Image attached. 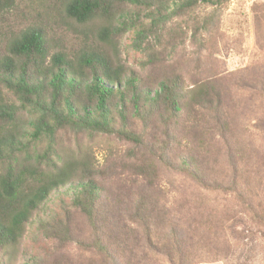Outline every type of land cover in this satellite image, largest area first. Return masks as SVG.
Masks as SVG:
<instances>
[{
    "label": "trees",
    "instance_id": "16d2710c",
    "mask_svg": "<svg viewBox=\"0 0 264 264\" xmlns=\"http://www.w3.org/2000/svg\"><path fill=\"white\" fill-rule=\"evenodd\" d=\"M52 1L54 7V1L61 6L60 13L65 18L79 26L97 25L96 30L90 29V32L101 41L102 48L87 38L73 53L64 50L52 53L46 30L35 26L7 37L5 43L3 38L6 36L0 26V53H4L0 54V264H13L20 259L29 223L53 193L65 188L67 191L77 188L72 207L90 220L98 250L104 256H111L109 258L114 259L115 264H136L126 262L132 245L124 254L129 244L126 241L134 242L138 235V230L134 231L124 220L127 216L134 225L146 231L151 225L160 230L161 220L156 218L155 221L157 210L153 216L155 203L148 206L146 186L139 187V190L133 186V195L129 199L113 192L99 180L98 176L105 169L98 166L88 147L64 149L59 161L45 162L46 153L34 158L28 151V142L24 141L29 134V121L18 111L19 106L10 94L24 99L40 97L41 108H49L53 112V124L45 120L36 122L39 126H35L34 137L43 130L55 134L66 128L116 134L139 147L132 155L124 157L127 164H121L137 176H149L156 170L147 157L150 155L170 170L181 166L184 173L191 175L207 191L219 196L237 192L253 212L255 222L248 227L241 218L236 219L229 231L233 233L236 225L247 227L253 245H262L264 202L257 193L251 194L250 199L239 188L241 183L256 190L253 181L249 182L247 178L252 174L247 153L239 146L238 140L233 139V118L224 107L221 85L207 79L187 88L177 76L168 79L155 92L137 91L138 77L129 74L127 66L117 55L106 49V43L113 39L115 21L123 15L121 5L130 3L149 9L154 7L157 15L165 17L161 11L163 0ZM188 1L189 5L198 2L223 5L229 0ZM15 2L0 0V15L12 9ZM3 43L6 45L2 50ZM128 94L132 95L134 105L139 106L137 117L140 121L127 115L130 112L127 100H131ZM117 96L123 102L120 108L112 104ZM115 112L121 117L119 123H115L112 115ZM211 122L219 129L221 141L227 145L232 176L214 170L221 164V158L218 150L209 147L212 137H207V134ZM238 153L243 159V167H240L243 162L238 159ZM189 220L185 232L174 230L176 239L183 242L181 245H185V238L195 229L200 231L202 247L208 245L214 228L218 232L224 231L219 228L215 215L203 209H196ZM66 227L71 230L70 223ZM150 248L156 249L151 243ZM221 257L218 252L204 251L197 259L217 261ZM227 261L231 262V257ZM256 261L251 252L246 258L231 264H256ZM24 264L32 262L27 259Z\"/></svg>",
    "mask_w": 264,
    "mask_h": 264
},
{
    "label": "rangeland",
    "instance_id": "374dc122",
    "mask_svg": "<svg viewBox=\"0 0 264 264\" xmlns=\"http://www.w3.org/2000/svg\"><path fill=\"white\" fill-rule=\"evenodd\" d=\"M163 2L161 11L165 17L157 15L154 7L149 9L130 3L121 5L123 15L115 21L113 39L106 43L107 48L104 47L117 55L127 66L129 74L138 77L137 91L155 92L168 79L177 76L187 88L207 79L218 82L224 92V107L233 118V139L238 140L239 146L247 153L252 173L247 178L249 182L253 181L256 190L241 183L239 188L249 198L257 193L264 202V0H229L223 5L202 2L189 5L188 0ZM52 3V0H16L12 9L0 15V26L6 36L4 42L20 30L35 26L46 30L52 53L62 50L73 53L87 38L102 48L101 41L90 32V29L96 30L97 25L79 26L60 13L59 4L54 1V7ZM10 96L18 104V111L29 121V134L24 141L28 142V151L34 158L46 153L45 162L59 161L64 149L88 147L98 166L105 169L98 176L99 180L113 192L131 199L133 186L137 190L146 186L148 206L155 203L153 216L157 210L155 221L156 218L161 219L160 230L151 225L146 231L134 225L127 216L124 220L128 226L138 230L134 242L126 241L129 244L124 254L132 245L126 257L127 263L231 264L252 252L258 260L256 264H264V242L254 246L247 227L236 225L233 233L229 231L236 219L241 218L248 227L255 222L253 212L237 192L220 197L199 186L191 175L183 172L181 166L170 170L150 155L147 157L156 170L149 176H137L121 164H127L124 157L132 155L139 147L116 134L66 128L55 134L43 130L34 137L37 123L44 120L54 123L53 112L49 108H41L40 97L24 99L17 94ZM133 101V97L127 100L130 111L127 115L140 121L137 117L139 106ZM61 103L64 107V99ZM112 104L120 108L123 102L117 96ZM112 115L115 123L121 121L117 112ZM209 130L207 137H212L209 147L218 150L221 158V164L214 170L232 176L227 145L221 141L223 138L213 122ZM159 132L162 136L161 130ZM237 157L243 162L240 153ZM243 166L244 162L240 167ZM76 191V187L68 191L65 188L51 195L29 223L20 259L13 264H24L27 259L32 264H115L114 259L109 258L111 256H104L98 250L90 220L72 207ZM196 209L214 214L219 228L224 230L218 232L214 228L206 247L199 243L200 231L197 229L185 238V245H181L183 242L174 234V230L185 232L190 215ZM69 223L71 230L68 231L66 226ZM150 243L155 250L150 248ZM204 251L218 252L223 257L217 261H199V254ZM228 257H231V262L227 261Z\"/></svg>",
    "mask_w": 264,
    "mask_h": 264
}]
</instances>
